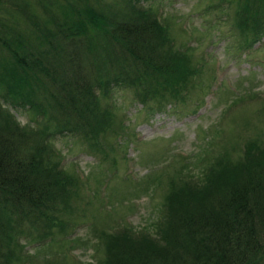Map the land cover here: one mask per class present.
Here are the masks:
<instances>
[{
  "label": "trees",
  "instance_id": "16d2710c",
  "mask_svg": "<svg viewBox=\"0 0 264 264\" xmlns=\"http://www.w3.org/2000/svg\"><path fill=\"white\" fill-rule=\"evenodd\" d=\"M2 1L9 21L0 20V264H72L35 260L17 247L20 239L55 242L78 225L70 202L88 187L62 166L55 137L98 151L113 131L114 89L159 105L197 75L172 52L168 25L140 0L103 1L98 11L77 0ZM245 12L264 20V9L255 20L258 8ZM7 106L28 109L40 126L20 125ZM153 179L164 183L158 216L139 229H101V264H264V128Z\"/></svg>",
  "mask_w": 264,
  "mask_h": 264
},
{
  "label": "rangeland",
  "instance_id": "374dc122",
  "mask_svg": "<svg viewBox=\"0 0 264 264\" xmlns=\"http://www.w3.org/2000/svg\"><path fill=\"white\" fill-rule=\"evenodd\" d=\"M0 1V20L8 22L9 13ZM21 1L29 6L34 0ZM77 1L98 11L107 0ZM138 3L168 25L172 52L177 54L176 49L183 53L185 64L192 66L191 73L197 76L189 78V83L177 92L171 91L159 105L154 101L140 103L132 90L114 89L113 131L105 134L98 151L90 150L71 136L55 137L62 166L85 178L88 187L80 198L72 197L70 202L69 210L71 207L74 210L71 218L78 225L71 233L65 230L64 237L55 235V242L45 241L41 246L20 239L17 245L22 250L20 255L34 254L38 256L35 260L56 258L72 264H101L108 252L101 229L121 227L124 223L139 229L158 216L164 183L150 179L172 174L176 167L187 169L204 152H226L236 136H252L264 128V20L253 22L244 13L245 6L258 8V14L254 15V20L257 19L264 9L263 2L140 0ZM122 4L117 3L116 8ZM241 14L243 18L239 19ZM24 15L25 11L19 21L23 20L21 26L26 36L30 23ZM182 89L187 94L182 95ZM7 107L20 125L32 129L40 126V118L28 109ZM129 166L132 173L127 169ZM61 208L62 204L59 211L63 217Z\"/></svg>",
  "mask_w": 264,
  "mask_h": 264
}]
</instances>
